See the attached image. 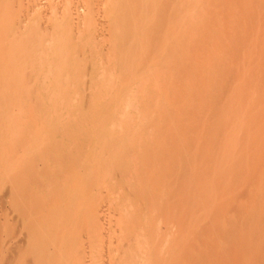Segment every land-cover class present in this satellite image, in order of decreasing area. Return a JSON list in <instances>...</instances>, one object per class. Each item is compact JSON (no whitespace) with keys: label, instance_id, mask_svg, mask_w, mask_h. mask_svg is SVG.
Segmentation results:
<instances>
[{"label":"bare ground","instance_id":"bare-ground-1","mask_svg":"<svg viewBox=\"0 0 264 264\" xmlns=\"http://www.w3.org/2000/svg\"><path fill=\"white\" fill-rule=\"evenodd\" d=\"M26 1L27 3L23 2L26 4L24 8L31 10V14L36 12V16L34 15L33 20H27V18L31 17L30 14L23 19L30 21V24L27 23L28 25L23 27L18 25L21 17L19 18L17 17L18 15H15L18 10L17 7L22 9L23 3L21 6L17 0H0V32L5 33L0 34V59L3 60L0 63V85L131 86H125L123 89H118L119 91L117 92L113 89L115 92L110 91L108 93L107 90H103L104 88L101 86L98 92L96 94L94 93L96 99L91 105L92 108L91 106L88 108V110L91 109V112L88 113L87 110V113H80L76 120H72L76 115H73L72 118L71 114L69 115L67 112L62 113L60 110H55V112L39 111V114L36 113L34 117H26L27 115L24 117L23 114L26 109L22 107L4 112V117L6 118L16 114L22 116V120L19 123L6 122L7 127H12L10 128L11 130L13 128L18 129L22 134L37 133L36 137L27 140L24 145L25 148L32 150L43 148L45 152V149L60 145L59 148L63 149L59 152L58 158L52 159L51 156L37 158L36 160L38 161L29 162L26 165V169H24L25 171L23 170L22 184L19 185L17 189V197L20 198L19 204H17V207L14 206L16 208H10L8 214L10 224L15 221L17 229L13 231V233H15V240H11L7 247L6 264H182L181 238L184 233L182 225V213L184 210L182 212L183 205L181 202L176 206H173V204L171 205L173 200H178L177 198H179L182 193L180 189L177 190L175 187L177 191L173 192L172 196H169L171 193H167L166 191L168 189L166 188H169L168 185L170 182L177 179L180 181L184 176V174L182 175V162L175 158V154L176 150L181 148V145L182 147L184 146V148L186 147L185 143L187 141L184 139L185 137L181 140L182 142L180 140L178 141L180 133L176 134V132H173L171 135L169 132L170 128L167 123L168 116L170 115L172 119L176 116L178 119L176 115L178 112L176 109L169 111L167 108L170 101L168 94L170 88L168 89L166 85H184L185 80L181 78V80L178 78H176V80L173 78L174 71L178 68L177 58L179 55L177 54V62L175 60V64L173 63L174 67L177 65V68L175 67L176 69L172 67L173 65L169 66L165 58L166 55L172 53L171 47L173 46L177 45L178 50L182 52L181 49L183 48L180 43L184 41L193 42L194 40H208L207 42H209V39H214L223 35L226 28L217 31L211 30L209 34L200 36H197L198 34L196 35V30H189L179 36H173V32H175L176 29L184 27V23L180 22L178 15L173 16L174 19H172L171 14L166 15L170 9L169 7L174 3V0H141L140 5H136V2L139 0H116V3L109 5L105 13H101L102 15L96 13V7L94 8L91 4L92 7L90 5L85 7L87 8L86 12L82 11L84 14L79 13L78 19L80 21L75 20V14L71 9L72 7H68L69 4L66 5L68 2L70 3L69 0H55L50 2L51 5L48 14H46L47 16L45 15L46 18L40 17V14L42 13L41 15H43V12L37 11L39 7L37 8L36 2L31 0ZM154 1L156 4H153ZM254 10L256 9L254 8ZM247 11L248 9H243V12ZM256 12L257 11L254 13ZM239 16L240 15H238V17ZM252 16H254V14ZM101 18H103L104 22L101 21ZM211 19L214 20L215 17H211ZM251 19L253 21L249 20L250 23L247 24H251L254 20H257L256 17L254 19L251 17ZM203 20H209V24L212 27V23L207 17L200 18L199 16L191 22L194 21V23L200 24ZM97 21H101V25L103 23V26L108 22L107 25H109V27L107 25L106 27L110 29L108 31L111 33L122 30L121 33L117 32L112 35L109 40L110 42L108 41L115 45L116 53L119 54L120 57L113 59V61L111 60V62H113L112 64L109 61L111 67L103 68V70H99L100 72L97 71L98 73L95 72L97 74L93 80L84 82V78L77 75L76 68H81L83 65L84 67L88 66L83 64L85 60L82 62L83 65H81L79 56L81 57V55H83L84 48H92V51L96 54L98 51L97 46L101 47V45H104L102 43L100 45L97 39L101 37L102 34L104 35L106 28L103 33H101V31L98 33L99 29L97 30V26H95ZM16 23L18 24L16 25ZM22 23L21 20L20 24ZM254 23L247 29L246 21L237 19V21L231 22L229 28H227L228 30L235 31V35L237 32V35L241 32L243 34L244 32L249 34L250 32L247 30L251 31L252 29L254 31L257 28L256 26H258L257 21L256 24ZM103 26L98 28L102 30ZM244 26L246 27L244 28ZM9 27L12 28L9 29ZM254 27L256 28L254 29ZM259 27L260 26H258V28ZM261 30L258 33H256L257 31L255 30L252 34L254 35V33H256L258 36L262 35L263 28ZM260 32L261 34H259ZM30 33H32L33 36V33H36V36L38 34V38L33 39ZM171 40L172 43L169 44ZM4 41L10 42L8 45H2ZM208 44L211 50L215 48L213 47V42L212 44ZM23 48L27 49L29 55L33 54L30 56V59H25V56H22L23 54H21V51L23 52ZM95 48H97V51ZM101 48L99 51L103 52ZM50 49L52 53H45L46 50ZM168 50L171 53H169ZM24 51L26 52L25 49ZM94 54H92L93 57L91 58L93 59L91 61H89V58L87 65L96 58ZM97 54H99V52ZM245 54L248 55L247 53ZM99 57L100 55L98 56V61ZM228 61L229 60L226 62L229 64ZM95 62L96 60L94 63ZM226 62L224 61L221 63ZM227 63L225 64L226 67L228 66ZM91 64L93 63H90V65ZM172 68L175 70L171 71L170 69ZM108 71H110L109 73H111V76H105ZM170 74H172V76ZM250 74L248 75L251 77L256 76V74ZM262 74L260 75L262 76ZM239 77L240 81L243 76ZM209 98H197L193 101L197 102V108L187 110L188 112L185 116L188 119H190V117H199L200 113L203 114L205 112L203 116L200 117L201 119L199 118L198 120L197 118L198 121L196 120V122H194L195 119L190 121H193L192 125H194L196 129L193 128L195 133L190 131L191 133L196 134L199 126L201 129L205 127L204 121H212L216 116H214V114H217L218 105L221 103H216L218 104L216 105L214 102V100L216 101V97L214 98L212 96V98ZM208 105H211V107L214 105L216 106L211 109ZM207 107L211 109L208 110V115H210L209 113L211 112L214 113V110L215 113H212L211 117L207 115L205 118L206 120H204L202 118L204 115L206 116ZM238 107H242L240 109L241 111L244 110L243 106ZM238 107H236L237 109L235 111L237 112L235 113H238ZM63 108H65V105ZM99 110L101 111L99 112ZM96 111L98 114H96ZM241 111H239V117L242 116L240 113ZM229 115L226 116L228 117L226 119L227 122H224L226 121L224 115H218L219 117L214 119V124H216V120L218 119L217 125L219 126L222 123L221 128L224 129V127L226 128L227 126L226 123L229 125L231 120L235 121L238 119V114L234 115L233 118L237 117L235 120L231 119L233 115H230L231 117ZM52 118H54V122H52ZM202 120L204 121L201 122V125L200 121ZM198 122L200 125H198ZM163 123H166L167 126L166 124H164V126ZM194 123H197L198 128H196L197 125L195 126ZM209 123L210 122L206 124L208 125ZM241 130L243 129L241 128ZM258 130L260 131V129ZM246 131L249 132V129ZM250 131H252L251 134L254 132L253 130ZM168 132L170 134H168ZM248 132H246V134L241 132L243 136L239 134L240 139L237 137L235 139L234 136L238 135L233 132L234 135L231 134L224 142L222 140V146L220 145L221 149L226 148V144L227 147H230L231 144L237 145L238 143V146L240 145L239 147L241 148L243 146L244 149L248 148L249 144H255L257 140L253 142L252 136L254 133L252 136L249 134L250 136L248 135V137ZM261 132L262 131L259 133ZM233 137L234 141L241 140V143L240 141H235V143L234 141L232 142ZM241 137L243 139L249 138V143L247 139H245L247 143L243 142L244 140ZM117 138L119 140L114 141V139ZM214 138L216 139V136H214ZM170 139L173 141L176 139V141L172 149L169 150L164 148V146ZM213 141L214 140L205 141L206 149L209 148H207V146H216L218 142L219 144L221 142L218 138L215 140V142L217 141L216 143ZM259 141L260 140H258V142ZM211 142L213 144H211ZM187 144H189V142H187ZM201 144L204 146V143ZM191 146L189 145L184 151H188V148L191 149ZM203 146L200 145V148L198 147L202 152L204 151ZM223 146L224 148H222ZM259 146H261V144ZM89 147L92 148V150L90 149L91 152L95 153H93L94 156L91 159V153L88 154L89 152H86ZM229 147L227 149H229ZM221 149L220 151L222 154L226 152L225 156L228 157V152L231 150L229 149L230 151L227 152V149L225 151ZM234 150L236 149H232V151ZM241 150L239 149L238 152ZM109 151L115 152V154L117 153L118 155L104 158L101 162L99 161V163H97L96 161V163H94V161L99 158L98 156L101 157ZM217 152L216 155L218 154ZM257 154L246 157V159H243L240 163H235L236 165L230 162L232 160H229V162L225 163L224 167L225 170H228L226 173L233 170L231 168L232 165H234L232 166L234 169L239 167V169L242 170L243 168L242 172L239 169L234 172L236 176L238 174L240 177H244V174L248 176L250 173H256L261 167V165H259L261 160L258 159L259 157H257L258 163L252 161ZM204 155H207V160L209 161L216 158L210 159L211 157H208V152L207 154L205 152ZM204 155L202 157H204ZM87 156L88 159H86ZM218 159L219 158H217L216 161H219L217 162L219 166H216L219 168L222 167L221 169H223L224 162L227 160H225V157H220V159ZM220 160H223V163H220ZM233 160H235V158H233ZM205 161L206 159L204 163ZM209 161H206V163H209ZM213 163L210 162L208 167L210 168V164L213 165ZM255 163L258 165L256 171L254 170L257 168L256 165L254 166ZM220 164L223 166H220ZM79 165L86 166V169L83 171H75L74 168H77ZM201 167L205 168L206 166ZM218 167L213 168L218 169ZM251 167L254 169H251ZM199 168H196V171ZM263 168L264 166L261 167V169ZM97 169L101 170V172H99L100 174H97ZM261 169L259 171L260 173L262 172ZM201 171L202 168L200 169V172ZM205 171L207 172L208 170ZM217 171L220 170L218 169ZM217 171L215 170V173ZM259 172L255 176L258 177L260 174ZM197 173L198 172L194 170V174ZM226 173L223 171L225 176L233 172ZM241 173H243V175ZM198 176H200V179L204 178L201 177L202 174ZM260 177H262V175ZM260 177L258 178L259 180ZM193 178L194 176L189 178V180L192 179L193 182L196 178L198 179V177ZM262 178H264V173ZM10 197H12V195H10ZM210 197L212 198V196ZM210 197L208 199H210ZM93 199H95V201H93ZM109 205L113 206L112 209H115V207L120 209L117 211L116 208L117 213H115L114 210L113 216L107 219L99 213L103 211L102 209H104L105 206L108 208ZM248 207L247 205L243 210L246 214L242 213L243 211L239 214L237 213L238 215L235 217L236 220L234 222L235 226L239 228L237 229L235 227V232L238 230L240 234H245H241L243 237L251 232L260 220V218H257L258 221L255 220V216L253 217L251 214L252 212H249L250 209ZM171 210L174 217H171ZM245 210H248L249 213ZM245 215L246 217H253V219L250 217L248 219ZM243 220H247L248 223H243ZM251 220L253 222L256 221L253 223V225H255L254 227L252 226L253 228L250 227L249 221ZM260 222H262V220L259 221L258 226H260ZM241 223H243V225ZM244 224L246 227L248 226V229ZM257 227H255L256 230ZM243 228L248 231H245ZM109 233H118L119 235L115 238L113 234V236H111L113 238H108L106 236H108L107 234ZM235 234L238 235L236 240H239V234ZM108 240L109 243H107ZM107 256L109 259H106Z\"/></svg>","mask_w":264,"mask_h":264},{"label":"rangeland","instance_id":"rangeland-1","mask_svg":"<svg viewBox=\"0 0 264 264\" xmlns=\"http://www.w3.org/2000/svg\"><path fill=\"white\" fill-rule=\"evenodd\" d=\"M31 1L36 2L37 8L39 7L37 9V11L43 12V15H41L42 14L41 13L40 17L46 18V16H47L46 14H48V11H49V8L51 5L50 2L55 1V0H31ZM69 1H70V3L68 2V3H66V5L69 4L68 7H70V8L72 7L71 9L75 14L74 18H75V20H78V21H80L78 19L79 13L84 14L83 12L87 11L86 10L87 8H85V7H87V5L88 6L90 5L91 7L93 5L94 8L96 7L95 8L96 13H98V14L102 13L103 14L108 10L109 5H111L112 3H116V0H72V1L69 0ZM123 1H130V0H123ZM140 1L141 0L136 2V5H140L141 4ZM243 1H245V2H243ZM17 2L20 3L21 6H22L23 2L27 3L26 0H20V1L17 0ZM154 2H153V4H156V2L155 3ZM25 3H23V8L21 7L22 9L17 7L18 10L16 11L17 13L15 14L16 16L18 15L17 17H19V18L21 17V20L24 23V24L22 23L23 25L20 24V21H21L20 20L19 24L16 23V25L18 24L19 26L21 25L23 27L24 26L26 27V25H28L27 23L30 24V21H26L23 19H25L27 16H29L31 14V10L24 8L26 5ZM239 5H240V7H239ZM245 6H246V8H245ZM169 8L170 9L168 10V13L166 15L171 14L172 19H174L173 16L178 15V19H180V22L184 23V27H182L181 29H176V31L173 32V36H179V35L187 32L189 30H196V32H197L196 35L198 34L197 36H200V35H204V34H209L211 32V30L217 31V30H221V29L226 28L225 29L226 31H224L223 35H220L219 37L214 38V39H209V42H207L208 40L207 41H205V40H203V41L202 40H194L193 42L184 41L183 43H180V45L183 48V49H181L182 52H180L178 50L177 45L173 46V47H171L172 53L168 50L169 53H171L170 55L172 57L168 54V55H166V58H165V61L168 62L169 66L173 65L172 67H174V64H175L174 61L176 60V62H177V59H178V64H177L178 66L175 65V67L176 66L178 67V68L176 67L177 70H175L176 69L175 67H174L175 69L172 68L170 70L171 71L175 70L174 74H173L174 79H176V78L180 79L181 78V79L185 80L184 85H166L168 89L170 88L169 93H168L169 97H170L169 98L170 101H169L167 108L169 111H171L172 109H176V111L178 112L176 114L178 116V119L176 118V116L174 119H172L170 115L168 116L167 123H168V126L170 128L169 132L171 133V135L173 132H176V134L180 133L179 138L177 137L178 141L183 140V138L185 137L184 139H186V141L189 142V144H187V142L186 143L184 142L186 144V145L184 144L186 147L184 148V146L182 147V145H181V148L176 150V154H175V158L182 162L181 168H182V175L184 174V176L182 177V179L180 181H179V179L173 180L172 182H170L171 184L169 183V185H168L169 188H166V189H168L166 192L171 193V194H169V196L170 195L172 196L173 192H175L179 189L182 193V195L180 196L181 198L179 197L180 199L179 198H177L178 200L174 199L173 202L171 203V205L173 204V206H176V205L180 204L179 202H181V204L183 205L182 212L184 210V212L182 213V215H183V224L182 225L184 228L183 229L184 233H183L182 238H181L182 264H264V178H262L263 173H264L263 172L264 168L261 169V167L264 166V155H263L264 154V152H263L264 151V109H263L264 108V33H263L264 32V0H255V1L254 0H251V1L250 0H219V1L218 0H174V3ZM254 8L256 10H254ZM101 9H103V10H101ZM243 9H248V11L243 12ZM29 11H30V13H29ZM252 11H254V12L257 11V12L254 13ZM244 13L245 14L247 13V14L245 15ZM35 14H36V12H33L30 15L32 18L29 17V18H27V20H29V19L33 20L34 19L33 17ZM253 14H254V16H252ZM238 15H240V16L238 17ZM199 16H200V18L201 17H203V18L207 17L208 19H210V22L212 23V27L209 24V20H206V21L203 20L202 23H200V24L194 23V21L191 22L192 20H195ZM211 17H215V19L212 20ZM232 17H235V18H232ZM251 17H253V19L255 17L257 18V20H254L255 23L254 22L253 23L256 24V21H257V25L260 27L258 28V26H256L258 29L256 27H254V29L256 28L255 29L257 31L256 33H258L263 28L262 35L258 36V34H256V33H254V35H253L252 32H254L255 30L253 31L251 28H250L251 31L247 30L251 34L250 33L248 34L247 32H244V34H243L241 32L239 35H237L238 34V32H237V34L235 35V31L228 30L230 23L237 21V19L238 20H245L246 26L248 27L247 29H249L250 25L253 24V23L247 24V23H250L249 20H252ZM101 19L100 20L103 21V18H101ZM101 21H97V23L95 24V26H97V30L99 29L98 33H100V31H101V33H103L104 29L106 28V30H105L106 32L104 33V35L102 34V36L97 39V41H98V43H100V45H101V43L104 44V45H101L102 48L100 46H97L98 51H97V48H95V50L97 51V53L99 52V54H97V53L94 54V52L92 51V48H90V49L84 48L83 55H81V57L79 56V58H80L79 61H80L81 65L86 64V66H88V67H84V65H83V67H81V68H76L77 75L82 76L84 78V82L93 80L95 78L96 74L98 73L97 71L103 70V68L111 67V64L113 63V62H111V60L113 61V59H117L120 57V55L116 53L115 45L113 43L112 44L109 43L110 42L109 40H110V37H112V35L116 34L117 32L121 33L122 30H119L115 33H111L108 31L110 29L109 28L107 29V27H106L108 22L105 21L106 24L103 26V23L101 25ZM260 24H262V25H260ZM244 25H245V23H244ZM100 26L101 27L103 26L102 30H100L101 28H98ZM107 26L109 27V25H107ZM246 26H244V28ZM11 28L9 27V29H11ZM20 28H22V27H20ZM6 32H7V30H6ZM9 32H10V30H9ZM3 33L4 32H0V34H3ZM233 33H234V35H233ZM33 34H34V36L32 35V33H30V36L33 39H37L38 34H37V36H36V33H33ZM259 34H261V32ZM238 37H239V39H238ZM196 38H198V37H196ZM9 42L10 41H4V43H2V45H8ZM212 42L214 44L213 47H215V48H213L214 51L211 50V47H209V44H208V43L212 44ZM171 43H172V40L170 41L169 44H171ZM99 47L102 49L101 51H103V52L99 51V49H100ZM24 49L26 50V52L24 51ZM22 50H23V52L21 51V54H23L22 55L23 57L25 56V59L26 58L30 59V56L33 55V54L29 55V53H27L28 51L26 48H23ZM208 50H209V52H208ZM42 52H44V51H42ZM45 53L50 54V53H52V50L51 49L46 50ZM243 53L244 54L247 53L248 55L245 54L246 55L245 56ZM92 54H94V57H96L94 59V61L96 60V62L94 63V61H93V62H90L93 64L90 65V63H88V65H87V62H89L93 59V58H91V57H93ZM233 54H235L237 56H235ZM99 55H100V57H99V61H98ZM177 56H178V58H177ZM233 57H234V60H233ZM89 58H90V60H89ZM251 59H252V61H251ZM84 60L86 63L84 62ZM227 60H229L228 62L230 65L226 62ZM2 61L3 60L0 59V63ZM109 61L111 62V64ZM224 61L228 64L227 67L225 66L226 63H221ZM82 62H84V63L82 64ZM233 62H234V64H233ZM105 64L108 66H106ZM261 71L263 72V74ZM95 72H97V73H95ZM109 72L110 71H108L107 75H105V76H111V73H109ZM250 73L254 74V75L256 74V76L251 77L248 75ZM257 73H258V75H257ZM260 74H262V76ZM170 75L172 76V74H170ZM210 76H211V78H210ZM239 76H243L244 79L241 78L239 81V78H240ZM247 77H249V78H247ZM189 83H191V84H189ZM234 83H236V84H234ZM101 86H103V88H104L103 90H105V91L107 90V93H108L110 91L115 92L114 90H116V92H117L121 88L123 89L125 86H131V85H124V86L123 85H114V86L113 85H94V86L93 85H61V86H59V85H0V113H1L0 114V264H6V259H7L6 253H7L8 244L11 240H15V233H13V231H14V229L15 230L17 229V224L15 221H14L15 223L13 222L10 224L8 214H9L10 208H16L18 206L17 204H19L20 198L17 197V192H18L17 189H18L19 185L22 184L21 180L23 178V173L25 171L24 169H26V165L29 162L38 161V160H36L37 158H43V157H49V156H51L52 159L58 158V156L60 154L59 152H61V150H63L62 148L61 149L59 148L60 145L55 146L53 148L45 149V152H44L43 148H36L33 150L29 149V148H25L24 145L26 144L27 140L36 137L37 133L33 132L30 134H22L18 131V129L13 128L11 130L10 128H12V127H10V126L7 127L6 122L7 123L8 122L9 123H12V122H14V123L18 122L19 123L22 120V116L21 115L18 116L16 114V115H13L9 118L8 117L6 118V117H4V115H5L4 112L11 111L12 109H16L17 107L18 108L22 107V108L26 109L25 113L23 114L24 117H25V115H27L26 117H28V116L34 117V115H36V113L39 114V111L40 112H44V111L55 112V110L56 111L60 110V112H62V113L67 112V114H69V115L71 114L72 118H73V115H76L72 119V120H76V118L78 117V115L80 113H83V112L85 113L88 110V108H90V106L92 105V103L96 99L95 94L98 92V89ZM90 94H92V95H90ZM198 96L201 98L202 97L212 98V96L214 98L216 97L215 99L217 102L214 100L215 104L216 103H218V104L221 103V104L220 105L216 104L219 107L217 109L218 112L216 111L217 114H214L215 113V110H214V113L213 112L209 113L210 115H208V110H211L216 105H214L212 107H211V105L210 106L208 105V107H211V109L207 107L206 116L204 115V117L202 119L206 120L205 118L207 117V115L211 117L212 113L214 114V116L215 115L216 116L214 118L212 117L213 118L212 121H210V120L207 122L204 120L200 121V124H201V122L204 121L205 127L201 126L202 127V129H201L199 126L200 130L198 129V132H196V134H194L195 133L194 131L196 129L194 128V125H192L193 121L192 122H190V121L192 119L193 120L195 119L194 122H196L197 118L199 120V118L202 117L205 112L203 114L200 113L199 117H190V119H188L185 116V114L188 112L187 110H189L191 108H197L196 107L197 102H193V101H195L197 98H199ZM2 98H3V100H2ZM212 103H210V104H212ZM64 105H65V108H63ZM28 106L30 107V109ZM31 106H32V108H31ZM85 106L87 109L85 108ZM238 106H243L244 110L241 111L240 109L242 107L240 108ZM78 107H80V108H78ZM236 107L239 108L238 113H235V112H237V111H235L237 109ZM91 108H92V106H91ZM70 110H71V112H70ZM89 110L87 111L88 113L91 112V109H89ZM94 110H95V108H94ZM2 111H3V113H2ZM76 111H79V112H76ZM92 111H93V109H92ZM100 111L101 110H99V112ZM239 111H241L240 112L242 114V116L240 114L241 117H239ZM93 112L95 113V111H93ZM233 112H234V114H233ZM170 113H173V112H170ZM255 113H257V114H255ZM96 114H98V112ZM226 114L227 115H229V114L233 115L231 119L235 120L237 117H238V119H236L235 121H233L231 119H230L231 121L228 120V121H230V123H229L230 127H229L228 123H226L227 126H226V128L224 127V129L226 130L225 131L223 128H221L222 123L219 126L217 125L218 119L216 120V124H214L215 123L214 119L218 118L219 117L218 115H220V116L224 115V117H226L227 116ZM235 114H238V116L236 115L237 117L235 116L236 118H233ZM210 117H208V118H210ZM208 118H207V120H208ZM227 118L228 117H226L225 120ZM51 120H52V122H54V118H52ZM51 120H50V122H51ZM219 120H220V118H219ZM208 122H210V123L207 125L206 123H208ZM224 122H227V120ZM224 122H223V124H224ZM164 124H166V123H163V125ZM200 124L198 122V125H200ZM196 125H197V123L195 124V126ZM198 125L196 126V128H198ZM231 125H234V126H231ZM166 126H167V124H166ZM228 127H229V129L227 130ZM245 127L249 129L250 133L248 131H246L248 129H246ZM8 128H9V130H8ZM193 128L195 130H193ZM241 128L244 131L241 130ZM2 129H4V130H2ZM258 129H260V131H262V132L259 133L260 131ZM250 130L254 131L253 136H252L253 133L251 134L252 131H250ZM11 131H13V132H11ZM46 131H47V129H46ZM48 131H50V130H48ZM190 131L194 132V133H191ZM169 132H168V134H170ZM233 132L237 133V135H238V136H234L235 139H236V137L237 138L240 137L239 134H241V136H243V133H241V132H244L245 134H246V132H248L247 136L249 134H251V136L253 137V142H255L257 140V142H256L257 144L256 143L253 145L249 144V147L246 148V146H245L246 149H244L242 146L244 144L243 142H246L248 140V143H249L250 139L245 138V139H247L245 141V139H243L241 137L244 140L242 142L243 144L241 145L244 150L241 147H239L240 145L238 146V143H237V145L231 144L230 147L228 146L231 151L234 148L236 149L232 152L229 149H227L228 148L227 144H226V148H224V146H223L222 148H224V149H221V146H222L221 143H223L225 139L227 140V138H229L231 136V134L234 135ZM258 134L259 135L261 134V135L259 136ZM186 136H187V138H186ZM214 136H216V139L218 138L219 141H221L220 144L218 142L216 146L215 145H213L212 147L207 146V148L208 147L209 148L206 149V144H205L206 142L205 141L214 140L213 142H215L216 139L214 138ZM234 137L232 138V142L234 141ZM259 137H261V138H259ZM188 139H189V141H188ZM115 140L118 141L119 139L117 138V139H114V141ZM222 140H223V142H222ZM258 140H260L259 141L260 143L258 142ZM175 141H176V139H174V141L172 139H170L165 144L164 148L169 149V150L172 149ZM235 141L236 142L240 141V143H241V140H239V141L235 140ZM235 141H234V143H235ZM251 141H252V139H251ZM201 143H204V146ZM196 144H197V146H196ZM211 144H213V143L211 142ZM260 144H261V146H259ZM189 145L190 146L192 145L191 149L188 148V151L185 150V151H187V152H185L184 149L189 147ZM200 145H202L204 147L203 148L204 153L198 149V147L200 148ZM209 145H210V143H209ZM218 145H219V147H218ZM219 148L221 150H224V151L227 149L226 151L227 152L230 151L232 155L230 154V152H228L229 153V154L227 153L228 157L225 156L226 152H224L222 154V152L220 151ZM90 149L92 150V148L89 147L86 152L87 153L89 152L88 154L91 153L90 154L91 155L90 159H91V158H93L95 153L91 152ZM239 149L240 150L242 149V150L240 152H238ZM205 152H206V154L208 152V157L209 156L211 157V158L209 157L210 159H214L215 157L216 158L214 160H210V161L207 160L208 159L207 155H204ZM209 152H210V155H209ZM213 152H214V154H213ZM216 152L218 153L217 155H216ZM201 153L204 155V157H202L203 155ZM26 154H27V156H26ZM254 154H257V156H255V158H253V160H252L253 162L255 161L256 163H258L257 157H259L258 159H261L259 162V165H261V167L259 169H258V167H257L258 165H256V163L254 164V166L256 165V167H257L256 169H254L255 168L254 166H253L254 168L251 167V169H254L255 171L258 169L256 171V173H253V174L250 173L248 176H246V174H244L245 175L244 177H242V176L240 177L238 174L236 176L235 175L236 173L234 174V172H236V170L239 169V167L234 169L232 167L234 165L231 166V168L233 170H230V172L232 171L233 173H231V174H227L230 172L226 173V171H228V170H225V168H224L226 162H229V160H232L230 162H232L233 164L240 163V161H242L243 159H246V157L251 156V155L254 156ZM90 155H88V156H90ZM115 155H118V154L117 153L115 154V152L113 153L111 151L106 152V154H103L101 157L98 156L99 158H97V160L94 159L95 160L94 163H96V161H97V163H99V161L101 162L104 158H108L111 156L115 157ZM214 155H216V156H214ZM88 156L86 157V159H88ZM24 157H25V159L27 157V159L25 160ZM220 157L221 158L225 157V160H227V161L224 160L225 161L224 166L220 164V166H223V169H221L222 167L221 168L218 167L219 163L217 164V162H219V161H216L217 158L220 159ZM232 157L235 158V160H233ZM203 158H205L206 161H209V163L210 162L213 163V161H214L215 164L214 163H213V165L210 164L211 166L209 168L208 167L209 163H206V161L204 163L205 159H203ZM201 159H203V160H201ZM222 161L220 160V163ZM232 163H229V164H232ZM216 165H218V166H216ZM201 166H204V167L206 166V167L203 168ZM213 167H215V168L218 167V169L221 172L217 171L218 169H215ZM244 167H246V166H244ZM196 168H199V169L196 171ZM201 168H202V171L200 172ZM240 168H241V166H240ZM84 169H86V166L84 167L83 165H79L77 168H74L75 171H83ZM228 169H229V167H228ZM260 169L262 170L261 173L259 172ZM194 170H195V172H198L199 174L198 173L194 174ZM205 170H208V171L206 172ZM215 170L217 171L216 173H215ZM239 170H241V169H239ZM239 170H238V172H239ZM97 171H98L97 174H100L99 172H101V170L97 169L96 172ZM223 171H224V173L227 174L226 176H225V174H223ZM242 171H243V168H242L241 172ZM252 172H253V170H252ZM258 172L260 174L257 177L255 175L258 174ZM243 173H241V174L243 175ZM201 174H202L201 177L202 178L204 177L205 179L199 178L200 176H198V175H201ZM261 175H262V177H260ZM192 176H194V178L198 177V179L196 178V180H198V181L194 180L193 181L194 183H193L192 179L189 180V178H192ZM207 176H209V177H207ZM218 177H220V178H218ZM224 177H226V178H224ZM238 177H240V178H238ZM259 177H260V180L258 179ZM249 178H252V179H249ZM177 186H179V187H177ZM175 187L177 188V190ZM9 193H11V194H9ZM13 194H14V198H13ZM240 194H242V195H240ZM10 195H12V197H10ZM210 196H212V198ZM209 197H210V199H208ZM93 201H95V199H93ZM96 201H97V199H96ZM174 201H175V203H174ZM247 205L249 206L248 208L250 209L249 212H252L251 214L253 215V217L255 216V218H256L255 220H257V218L258 219L260 218L259 221L262 220V222H260V226H258L259 221L257 220L258 221V224H256L258 226L257 227L255 225H253V223H255L256 221H254V222L252 220L249 221L250 227L255 226V227H257V230L254 227L256 230L255 231L254 228L252 227L253 229L250 228V229H252L251 232L247 233L248 235L246 234V236L243 237V235H245V234L241 233V234H243V235H241L240 232H238V230H237V232H235L236 231L235 229L236 228L239 229V228L235 226L234 222L236 220L235 217L241 211H243L245 209V207H247ZM14 206H16V207H14ZM106 206H108V205H106ZM106 206L104 207L105 210L102 209L103 211H101V213H99V214H101L104 218L108 219L111 216H113L114 210H115V213H117L116 212L117 207H115V209H112L113 206L109 205L108 208ZM119 209L117 208V211H119ZM248 210H245V211L248 212ZM242 213H244V211ZM171 214H172L171 217H174L172 210H171ZM244 214H246V213H244ZM245 217H246V215H245ZM249 217H248V219H249ZM253 217H250V218L253 219ZM243 219L245 220L244 216H243ZM244 220H243V223L244 222L248 223L247 220L246 221H244ZM243 223H241V224L243 225ZM238 225H240V224H238ZM245 227H246V225H245ZM246 228L248 229V226ZM245 231H248V230H245ZM235 233L239 234V240H236V237L238 238V235H236ZM113 234H114L115 238L119 235L118 233H109V234H107L108 236H106V237L113 238V237H111V236H113ZM240 237H241V239H240ZM107 243H109V240ZM106 259H109V257L107 256Z\"/></svg>","mask_w":264,"mask_h":264}]
</instances>
